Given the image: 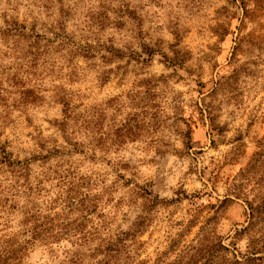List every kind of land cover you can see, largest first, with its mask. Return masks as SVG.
Here are the masks:
<instances>
[{"label": "rangeland", "instance_id": "rangeland-1", "mask_svg": "<svg viewBox=\"0 0 264 264\" xmlns=\"http://www.w3.org/2000/svg\"><path fill=\"white\" fill-rule=\"evenodd\" d=\"M204 233L264 234V0H0V264Z\"/></svg>", "mask_w": 264, "mask_h": 264}, {"label": "trees", "instance_id": "trees-1", "mask_svg": "<svg viewBox=\"0 0 264 264\" xmlns=\"http://www.w3.org/2000/svg\"><path fill=\"white\" fill-rule=\"evenodd\" d=\"M249 210L251 211L250 218H252L254 210L250 205ZM244 232H248L247 228H244L241 234ZM238 236L239 233L237 232L229 239H237ZM119 245L120 241H117V243L109 242L105 249H95L96 253L103 255V259L95 264H110V261L115 258L113 255L120 253ZM260 245H262L261 248H259ZM261 253H264V234L259 239L251 240L248 251L246 254H242L235 248V244L226 245L221 238L215 239L210 233H206L198 240L195 246L191 247L187 254L188 260L185 263L179 262L178 264H260L264 261L263 257H258ZM78 263L82 264L81 259L75 264Z\"/></svg>", "mask_w": 264, "mask_h": 264}]
</instances>
